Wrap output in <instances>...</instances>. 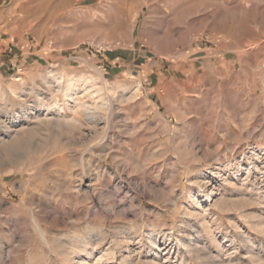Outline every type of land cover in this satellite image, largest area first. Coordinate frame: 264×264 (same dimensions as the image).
<instances>
[{
    "label": "rangeland",
    "instance_id": "374dc122",
    "mask_svg": "<svg viewBox=\"0 0 264 264\" xmlns=\"http://www.w3.org/2000/svg\"><path fill=\"white\" fill-rule=\"evenodd\" d=\"M4 58L0 264H264V0H0Z\"/></svg>",
    "mask_w": 264,
    "mask_h": 264
},
{
    "label": "crops",
    "instance_id": "0c3cea01",
    "mask_svg": "<svg viewBox=\"0 0 264 264\" xmlns=\"http://www.w3.org/2000/svg\"><path fill=\"white\" fill-rule=\"evenodd\" d=\"M8 53H11V57H13L12 59H15L16 58V48H13V50H12V48L10 47V48H8ZM12 59L10 58L9 60H5V58L3 59V61H0V65H4V64H7V63H9L10 65L13 63L14 64V62H12ZM15 61V60H14Z\"/></svg>",
    "mask_w": 264,
    "mask_h": 264
},
{
    "label": "bare ground",
    "instance_id": "6f19581e",
    "mask_svg": "<svg viewBox=\"0 0 264 264\" xmlns=\"http://www.w3.org/2000/svg\"><path fill=\"white\" fill-rule=\"evenodd\" d=\"M69 81V80H68ZM70 82V81H69ZM69 85V84H68ZM67 91H68V89L67 90H65V94L67 93ZM107 92H109V91H107ZM75 93V92H74ZM110 93V92H109ZM112 93V92H111ZM73 94V93H72ZM72 94H70V95H67V96H71V98H72ZM119 97V96H118ZM71 98H69V99H71ZM72 100V99H71ZM102 100H104L105 101V99H102ZM83 104V103H82ZM80 105H81V103H80ZM84 105H82V107H83ZM47 110H48V108H47ZM97 110V109H96ZM93 111V110H92ZM95 111V110H94ZM109 118V117H108ZM107 118V119H108ZM57 120V119H56ZM52 122V121H51ZM54 123L55 122H58V121H53ZM59 122H61V121H59ZM69 122V121H68ZM75 123V122H74ZM68 124V123H67ZM34 128V127H33ZM7 129V128H6ZM76 129V128H75ZM5 130V129H4ZM8 130H10V129H8ZM7 130V131H8ZM13 130V129H12ZM25 130V129H24ZM10 132V131H9ZM28 132H29V130H28ZM3 133H5V132H3ZM7 135V134H6ZM9 135V134H8ZM7 135V136H8ZM18 135V134H17ZM30 135V134H29ZM10 136V135H9ZM13 137V136H12ZM9 138V137H8ZM11 138V137H10ZM17 140V139H16ZM50 140V139H49ZM12 145V144H11ZM20 145V144H19ZM17 146V145H16ZM48 146V145H47ZM10 149V148H9ZM67 248V247H66ZM66 254V253H65ZM174 257V256H173Z\"/></svg>",
    "mask_w": 264,
    "mask_h": 264
}]
</instances>
